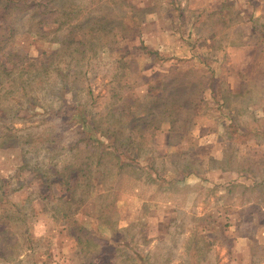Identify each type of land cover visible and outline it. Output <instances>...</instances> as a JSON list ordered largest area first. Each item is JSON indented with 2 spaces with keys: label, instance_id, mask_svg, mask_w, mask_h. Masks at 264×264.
Returning <instances> with one entry per match:
<instances>
[{
  "label": "rangeland",
  "instance_id": "374dc122",
  "mask_svg": "<svg viewBox=\"0 0 264 264\" xmlns=\"http://www.w3.org/2000/svg\"><path fill=\"white\" fill-rule=\"evenodd\" d=\"M48 1L69 12L66 26L42 6L4 15L0 0V55L14 68L0 74V264L251 263L233 243L258 234V209L245 204L264 201L261 0ZM17 56L50 71L32 76ZM78 111L110 123L135 157L103 167V199L85 224L111 241L94 258L97 242L92 254L77 243L81 226L64 215L75 204L60 199L63 166L85 155L83 142L69 150ZM15 133L34 144L9 146Z\"/></svg>",
  "mask_w": 264,
  "mask_h": 264
},
{
  "label": "trees",
  "instance_id": "16d2710c",
  "mask_svg": "<svg viewBox=\"0 0 264 264\" xmlns=\"http://www.w3.org/2000/svg\"><path fill=\"white\" fill-rule=\"evenodd\" d=\"M1 1L3 2L1 7L3 8L2 13L4 15H9L10 13L17 11H25L29 7H31L32 10H38V6L39 7L42 6L48 9V11H46L45 13L51 15L50 19L53 16H55L54 19L60 21L64 26L68 24L67 18L69 16V12L66 9L62 10L54 7L52 4L49 3L50 1L48 0L39 4L38 3L36 4L34 2L35 0L33 1L31 0L28 3L27 0H1ZM57 10L59 11L57 12ZM1 44L2 43H0V45ZM11 60L13 66L15 67L19 66L18 68L21 69L27 68V71L29 73L35 74L32 76H37L38 74L43 72L42 70L46 72L50 71V67L43 68L42 66H37L35 63L31 62V59L28 60V63L24 62L25 59H22L21 56L20 57L17 56L16 61L13 59V57L11 58ZM13 70L14 68L9 70V67H7V64H5L4 60H2V57L0 55V74L2 73L10 74ZM58 76L62 80V82L71 81V78L67 74H62L59 72ZM28 78H30V80L36 79L35 77H31L30 74L27 75L26 80H29ZM43 87H39V88L44 89ZM45 90L47 89L45 88ZM136 103H137L136 101L129 102L128 103L129 111L126 112L125 108L124 110L121 111V119L119 120L120 128H123L125 125L130 126L132 119L135 116H137L136 111H132ZM113 113L115 115L114 109H113ZM124 113H127V116H124L125 115ZM94 115L95 114L89 117L86 116L83 111L77 112V116H78L77 128L80 133V137L75 142L71 143V148L69 150L77 149L79 143L83 142L85 155L83 156L82 160H76L67 165H64L62 172L58 175L62 183L64 182L67 186V189L69 190L68 192L69 195L60 199L63 200L66 207L75 204V208L73 209L72 216H70L71 213H66V212H64V215L66 217L71 218L72 220L71 223L81 226L79 229H76V233H74L77 243L81 246H85L86 253L92 252L89 244L90 241L95 240L98 244L97 250L94 251L93 254L91 253L92 258L96 257L97 254L101 252L100 249L101 246L103 245V241H107V240L108 242L111 241V239H106L96 230L90 231L89 226L91 221H89L88 224H85L86 217H90L92 215L91 210H94V208H98L101 205L99 201L102 202L103 199V195H104L103 182H104V178L106 177V173L108 172V171L107 172L104 171L103 167L107 162H110L111 160L114 159L115 160L114 165H116L119 169H124V167L128 165L127 161L131 160V158L134 157L131 156L130 154H127V152H129L130 150V146L132 145V143L129 142L128 139L123 141L119 140L120 138L118 137V133L116 129L112 131L110 129V126L107 125L110 123L108 122L105 123L102 120L101 122L97 121ZM123 117H126L128 121L127 119L122 120ZM171 125L174 128L176 125V120H172ZM188 127H190V124ZM23 138H26L25 141L22 140ZM10 141L14 145H9V146H15L21 148V146H24L25 143H28L29 145L32 146L35 142V139L34 138L29 139V135H26V137H24L23 135H17V133H15L10 135ZM58 143H59V139L56 140L57 145ZM45 145H44V149L50 152L52 148ZM127 145H128V150H126L125 148ZM74 155H77V152H75ZM111 156L113 157V159H110ZM56 173L58 174V171ZM94 182H97V186L95 187L96 190L95 188H92ZM79 191H81L82 196L78 194ZM90 204H92V207L91 209H88V206ZM79 214H83V217L81 219L78 218ZM101 217H103L102 213L99 212L97 214L96 221L99 222V219Z\"/></svg>",
  "mask_w": 264,
  "mask_h": 264
},
{
  "label": "crops",
  "instance_id": "0c3cea01",
  "mask_svg": "<svg viewBox=\"0 0 264 264\" xmlns=\"http://www.w3.org/2000/svg\"><path fill=\"white\" fill-rule=\"evenodd\" d=\"M260 3H261V5H259V7H261L262 10L257 13L258 16L260 14H264V0H261ZM208 43H215V38L208 40ZM213 171L219 173L216 170H213ZM222 172H221L222 174L219 173L222 177L223 176L225 177L226 175L228 176L230 174V171H226V172L222 171ZM235 175L237 178L248 177V173L246 171L236 172ZM245 183H246V186H250L249 183H247V181H245ZM233 184H235V181H233L230 186L232 187ZM228 190H230V189H228ZM251 205H256V207L258 209L257 214L252 215L253 217H255L253 219V224L257 225L256 230H257L258 234L255 236H250L247 234L237 235L236 238H234L233 244L237 245L236 244L237 241L241 240V242L243 243V245L240 249L241 254L243 255V257L248 258V260L250 259L251 263H249V264H256V261H253V259L256 256H258L259 254H262V251H261L262 247H260V246L264 244V222L260 220V215L264 214V201L262 199H258L256 202L247 201V204H245V206H251ZM256 217H258V218L256 219ZM254 245H259V246L256 248L254 247V249H253ZM261 263L264 264V259L261 260Z\"/></svg>",
  "mask_w": 264,
  "mask_h": 264
}]
</instances>
